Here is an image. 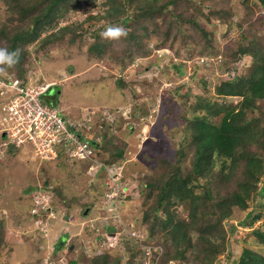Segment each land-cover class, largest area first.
Here are the masks:
<instances>
[{
	"label": "rangeland",
	"instance_id": "rangeland-1",
	"mask_svg": "<svg viewBox=\"0 0 264 264\" xmlns=\"http://www.w3.org/2000/svg\"><path fill=\"white\" fill-rule=\"evenodd\" d=\"M34 1L29 0V3ZM118 3V0L67 1L49 25H42L41 35L23 47L24 60L18 63L21 68H4L0 73V79L6 81L20 79L23 84L34 85L52 83L53 95H48L47 100L56 103L70 123L81 120L82 125L90 124L91 129L102 124L100 135L96 137L103 139V135H109V145L124 148L126 158L120 160L123 170L97 173L98 163L91 167L90 162L69 161L65 157L40 159L30 147L23 145L16 150L0 151V230L1 236L13 245H1L0 264H58L49 262L48 258L64 245L70 247L69 255L75 260L84 254L107 252L114 259L121 256L120 264H141L137 259L139 246L133 240L114 236L123 231L125 236L134 239L133 227L149 231L154 223V215L143 216L156 195L155 191L149 196L147 178L156 180L163 176L170 163L179 166L184 173L192 170L193 149L189 147L192 136L186 133L190 121L204 115L210 122L218 119L216 114L198 105L199 97L226 105L237 104L242 99L218 93L217 86L225 78L248 76L252 72L249 55L234 57L229 51L236 48L235 41L243 31L249 38L264 33V5L260 0H203L202 6L197 1L178 0L179 7L173 5V9L177 11L182 4L189 12L196 13L212 32V47H207L199 31L187 22L182 24V32L176 30L177 23L170 28L163 19L155 29L148 20L138 18L135 4L128 5L119 20L110 19L107 14L111 8L119 7ZM218 9L228 11L230 16L216 15ZM134 20L144 24L134 29L140 44L127 39V26H133ZM230 22L232 30L224 35ZM21 23L19 13L13 14L6 0H0V28L15 32L22 29ZM99 26H104L100 33L106 46L101 53L91 52L89 48L95 43L91 32ZM110 26L123 28L125 34L104 37L102 33ZM23 27H28V20L23 22ZM166 32H170L167 37ZM47 37L51 41L44 43ZM6 41L0 35V48L7 47ZM185 92L190 93L183 98ZM4 101L0 93L1 112ZM5 139L0 129V146ZM179 147L186 151L181 163ZM115 172L127 186L123 196L129 194L117 202L109 199L116 191ZM51 184L55 189L59 187L65 200L57 190L54 192V211L58 217L51 219V225H46L40 223L41 216L32 196L40 186ZM186 206H175L179 216H187ZM63 210L64 217L60 214ZM235 212L226 223L237 222L245 215L238 209ZM45 216L43 220L52 218L50 213ZM263 222L264 217L255 226ZM240 226V231H227L232 237L227 247L219 249L212 264H232L239 259L244 247L252 250L259 247L264 251L254 231ZM106 235L113 239L102 245L103 239L108 243ZM192 236L195 238L197 234L193 232ZM61 240L65 242L56 249ZM153 241L162 245L150 249L151 256L153 252L159 254L152 257L153 264L156 261L157 264H178L175 259L162 261L167 244H163L158 228ZM218 242L224 239L219 237ZM63 256L60 253V262L70 264ZM183 264L204 263L187 260Z\"/></svg>",
	"mask_w": 264,
	"mask_h": 264
},
{
	"label": "trees",
	"instance_id": "trees-1",
	"mask_svg": "<svg viewBox=\"0 0 264 264\" xmlns=\"http://www.w3.org/2000/svg\"><path fill=\"white\" fill-rule=\"evenodd\" d=\"M67 1L69 0H36L30 4L29 0H6L12 13L15 15L17 12L19 13L22 29L8 33L4 27L0 28V35L7 40L6 49L19 52L17 63L11 67L5 65L4 68L9 70L14 66L21 68L18 63L24 60L23 47L41 35V29H44L42 25H49L58 15L62 4ZM86 1L91 3L94 0ZM118 1L120 2V4L118 3L119 7L111 8L107 14L110 19L119 20L123 11L129 8L128 5L135 4L138 18L148 20L151 25L156 27L155 29L159 28L160 19H163V22L170 28L174 23H177L176 30L178 32L183 31L182 24L187 22L199 31L205 39L206 46L212 47L210 44L212 32L206 28L196 13L189 12V8H184L182 4L177 11L173 9V5H177L178 0ZM192 1L200 2L201 5L203 0ZM260 1L264 5V0ZM246 8L249 9V6ZM199 11L201 12V10ZM215 14L230 16L228 11L219 9L215 11ZM101 16L105 17V15ZM26 20H28V27H23V22L25 23ZM123 21L125 24H129V22ZM133 23V26H127V39L135 44H140L139 36L135 34L134 29L137 26L144 27V24L136 20ZM230 23L224 35L232 30V22ZM103 28L104 26H99L92 30L91 34L95 37V43L89 48L91 52L101 53V49L106 46L105 39L100 33ZM169 35L170 32H166L165 37ZM49 41L51 40L47 37L44 43ZM236 41V48L229 51L230 55L234 57L249 55L252 59V72L248 76L234 75L221 80L217 91L225 96H240L242 99L237 104L226 105L198 98V105L207 108L208 113L216 114L218 119L216 122H210L204 115L195 116L190 121L186 133L192 136L189 146L193 149L192 170L184 173L181 172L179 166L170 163L163 176L156 180L147 178L149 196L155 191L156 195L153 204L147 208L143 216L149 218L154 215V223L149 227V231L137 226L131 229L143 231L145 233L143 237L137 236L132 239L131 236H125L124 233L119 234L121 239L124 237L133 240L135 245L139 246L138 252L137 250L136 252L137 259L142 261L141 264H145L147 260L150 262L149 264H153L154 255L155 257L159 255L157 251L153 252L151 256V252L148 253L147 249L143 247L146 245L152 249L160 243V240L159 243L153 241L157 228L164 239L163 244H167L165 250L163 248L161 258L163 262L175 259L178 264H183L187 260L212 264L219 249L227 247V241L232 237L228 236L227 231L234 232L235 229L237 231L240 225L244 224L252 226L264 217V33L249 38L243 31ZM19 72L22 75V72ZM118 80L122 82V85H125L122 80ZM189 93L185 92L182 97L186 98ZM104 117L107 116L104 115ZM89 125L85 129L86 134L94 140L96 136L100 135L102 124L99 125V128L96 126L93 129ZM91 134H95V137ZM108 137L109 135H103V139L96 142L98 145L101 144L100 147L103 149L104 155L102 152L95 154L106 165L119 162L125 157L124 148H118L119 146L117 147L116 144L111 147L109 145L111 139ZM23 147L26 146L23 145ZM177 153L180 155L178 160L181 163V156L186 155V151L183 147H179ZM59 157H65L69 161H79L62 151L59 152L57 158ZM100 171H104V169L96 170L97 173ZM53 187L48 190L50 192L57 190L64 199V195L58 190L59 187L57 189H55L56 186ZM64 200H62L63 203ZM252 203H254L253 208L246 211ZM177 205H187V216L178 215L175 208ZM237 209L245 213L244 217L237 222L226 223L225 220L232 219L231 216L236 213ZM41 217L46 218L45 213H42ZM253 231L257 241L264 247V224L253 228ZM193 232L197 234L195 238L192 236ZM219 237H222L224 242H218ZM63 242L65 240L58 242L56 249L61 248ZM4 243H9L8 247H13L6 237L4 239L1 236L0 230V248ZM159 245L162 247L161 244ZM70 251V247L64 245L61 250L52 253V256L48 258L49 262L63 264L60 262V253L65 255L63 258H68L69 261L66 262L70 264H120L121 261V256L114 259L107 252L92 256L84 254L81 259L75 260L69 255ZM262 251L263 249L259 247L254 250L244 247L239 259L234 260L232 264H264V251ZM165 252L166 256H164Z\"/></svg>",
	"mask_w": 264,
	"mask_h": 264
},
{
	"label": "built area",
	"instance_id": "built-area-1",
	"mask_svg": "<svg viewBox=\"0 0 264 264\" xmlns=\"http://www.w3.org/2000/svg\"><path fill=\"white\" fill-rule=\"evenodd\" d=\"M27 84H23L20 79L0 80V93H3L5 97V103L1 105L2 112L0 111V129L6 136L1 144L4 149L0 146V151L10 150V148L16 150L19 145H24L30 147L34 156L40 159L57 157L62 151L70 157L90 160L92 163H98L99 166L102 165L100 159L95 156L96 139H90V135L86 134L85 129L88 125H82L81 120H73L70 123L58 106L47 100L53 84L34 85L31 82ZM113 178L116 191H113L110 197L116 199L117 202L120 189L123 192L125 187L120 181L119 173L115 172ZM53 186L52 184L51 186H40L33 193V203L38 209L39 216L42 213H50L52 218L57 216L54 203H52L54 192L48 190L54 188ZM39 220L40 223L44 222L46 225L50 223L42 217ZM131 232L136 237L142 236L136 230ZM110 238L113 239V236ZM146 249L149 253L151 248Z\"/></svg>",
	"mask_w": 264,
	"mask_h": 264
},
{
	"label": "clouds",
	"instance_id": "clouds-1",
	"mask_svg": "<svg viewBox=\"0 0 264 264\" xmlns=\"http://www.w3.org/2000/svg\"><path fill=\"white\" fill-rule=\"evenodd\" d=\"M122 34H125L124 33V29L123 28H121V27H112V26H110V27H108L103 33H102V35L104 36V37H107V38H115V37H119L120 35H122ZM18 58H19V52H18V50L17 51H9L8 49H6V48H0V72H3L4 71V67L3 66H7V67H11V66H13V65H15L16 63H17V61H18ZM0 80H2V79H0ZM53 88V87H52ZM52 90V89H51ZM49 95H51V94H49ZM94 139H96V142L97 141H100V139L98 138V137H95ZM101 145V144H100ZM100 145H98V143H97V149H96V152H102V149H101V147H100ZM79 160H82V161H85V162H88V161H90V160H85V159H79ZM100 161L102 162V165H98L97 167L98 168H103L104 170H110V172L114 169V170H121L123 167H122V162H116V163H112V164H109V165H106V164H103V160L102 159H100ZM90 164H91V167H93V164H96V163H92L91 161H90ZM104 165V166H103ZM103 166V167H102ZM97 168V169H98ZM123 170V169H122ZM122 175V174H121ZM121 177V176H120ZM121 181V180H120ZM122 182V181H121ZM124 185V184H123ZM109 186V185H108ZM124 187H127V186H125L124 185ZM124 192V191H123ZM122 191H121V189H120V195H119V198H118V201L123 197H126L127 195H129V194H127V195H125V196H123L124 195V193H123ZM110 200L112 199L113 200V198H109ZM60 214H62L63 215V217L66 215V213L64 212V210L62 211V213H60ZM58 217V215L56 216V217H54V218H57ZM53 219V218H52ZM260 221V220H259ZM54 222V221H53ZM257 223V222H256ZM256 223L255 224H253L252 226L251 225H249V224H244L245 226H247V231H249V230H253V229H250V228H256L257 226H255L256 225ZM52 224V222H51V219H50V225ZM54 225V224H53ZM241 227V226H240ZM240 227H239V229H240ZM238 229V231H240ZM46 231H47V229H46ZM138 231V230H137ZM142 235H145V233L143 232V231H139ZM119 234H122V231L120 232V231H118V233L116 234V236L117 235H119ZM111 236L110 235H106V238H107V240H108V243L103 239V241H102V245H105V244H109L110 243V241H111V238H110ZM118 237V236H117ZM116 237V238H117ZM143 247L144 248H147L148 246H146V245H143Z\"/></svg>",
	"mask_w": 264,
	"mask_h": 264
}]
</instances>
